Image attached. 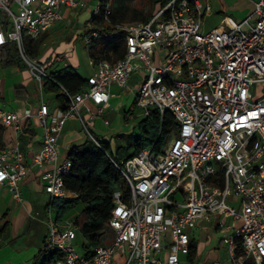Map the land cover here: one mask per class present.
Here are the masks:
<instances>
[{"label":"built area","instance_id":"built-area-1","mask_svg":"<svg viewBox=\"0 0 264 264\" xmlns=\"http://www.w3.org/2000/svg\"><path fill=\"white\" fill-rule=\"evenodd\" d=\"M85 2L0 0V57L5 59L7 48L15 44L40 93L21 113L0 99V126L12 127L15 135L11 145L0 146V185L22 202V182L35 170L50 198L70 196L63 177L72 162L60 155L59 135L66 120L78 119L99 144L80 110L87 100L107 105L111 85L132 94L128 119L148 117L156 109L161 117L169 113L176 127L160 150L151 144L113 160L128 192H113L104 231H110L108 242L91 245L86 237L80 253L74 243L80 229L73 219L52 217L49 204L48 233L34 264L51 256L50 264H188L201 219L214 221L222 231L226 264H264V0H253L252 12L242 20L209 30L202 28L208 4L156 0L148 19L117 25L122 55L90 58L93 71L87 85L73 93L27 54L25 38L37 39L63 18V9ZM101 8L109 20L111 4L102 7L100 0L92 17ZM98 35L88 22L86 45ZM47 81L59 85L66 108L51 109L43 96ZM135 109L141 111L135 114ZM30 119L36 120L42 137L26 160L20 133L22 122Z\"/></svg>","mask_w":264,"mask_h":264},{"label":"rangeland","instance_id":"rangeland-1","mask_svg":"<svg viewBox=\"0 0 264 264\" xmlns=\"http://www.w3.org/2000/svg\"><path fill=\"white\" fill-rule=\"evenodd\" d=\"M98 0H86L83 6H78L76 8H66L62 18L55 27L48 28L46 35L41 34L37 39L38 42H34L31 45V52L27 50L25 45V50L27 54L33 58H38L40 50L51 48L54 50L59 44H64L66 48L72 51L74 56H76L80 68L77 70L81 75L87 73L88 57L92 53L97 55L98 50L103 47L105 40L103 38L112 39L113 34L102 32L104 25H111L117 28L118 24L131 23L135 21H140L137 17L136 12L139 11L142 15H147L153 11L155 8V3L151 0H111L110 4L112 6L113 17L115 22L106 20L103 18V23H97L92 21V14L90 10L95 5ZM211 6V16L207 17L204 21L205 28L210 29L219 25L221 18L224 15H229L235 20H238V14L241 12H248L251 10L253 0H202ZM98 16V15H97ZM91 22L92 26L99 31V35L94 38V43L89 47L84 41V34L87 32V23ZM116 32V31H115ZM117 34L120 30H117ZM43 35V36H42ZM41 39V40H40ZM29 38H25V43H27ZM44 43L46 46H43ZM43 47V48H42ZM52 50V51H53ZM52 51L49 53L52 57L54 53ZM3 63V61H2ZM47 68V67H46ZM47 71H51L47 68ZM15 73V74H14ZM12 73L11 76H16L15 82L17 84L24 85L25 89L29 94L35 98L37 92V85L35 79L31 76L27 66L23 62L19 64L18 70ZM136 77V76H135ZM14 79V78H13ZM115 91V88H113ZM120 88L115 92H119ZM44 98L49 102H53V98L49 94L44 93ZM132 94H125L123 97L116 96L112 101L109 110H115L112 114V121L110 125H105L103 119L98 116L95 119L98 128H100L101 139L108 140L110 142L112 152H115V158L122 159L127 154L132 151V147H128V137L132 131H137V124L141 117L136 116L133 119H124V109L126 110L132 102ZM119 104V105H118ZM89 109L94 111V107L90 104ZM123 106V109H120ZM140 109H135L134 113L138 114ZM88 111L85 108L80 110L83 119L91 127L90 120L88 119ZM78 120H71L68 122L69 127L76 126ZM29 204L27 205H16L11 200L6 197V193H0V227L8 222V227L10 231L14 230L15 234L18 235L16 239L12 242V248L16 251L27 250L32 246H38L39 250H42L43 241L46 239L48 233V206H49V195L48 194H33L28 198ZM33 205L31 207L30 205ZM85 207V204L80 203L70 209L64 214L63 219L71 220L77 216L81 209ZM56 213L54 209L51 210V216L55 217ZM12 217L15 218L12 221ZM11 220V221H10ZM240 224V222H238ZM110 236V231L107 230L103 236V241L108 242ZM86 237L80 232H77V236L74 240L76 244V250L80 253H84L85 249L82 247L83 243H86ZM41 252V251H40ZM222 252V251H221ZM40 255V254H39Z\"/></svg>","mask_w":264,"mask_h":264},{"label":"trees","instance_id":"trees-1","mask_svg":"<svg viewBox=\"0 0 264 264\" xmlns=\"http://www.w3.org/2000/svg\"><path fill=\"white\" fill-rule=\"evenodd\" d=\"M102 7L105 3L111 0H100ZM156 2V0H151ZM112 7V6H111ZM152 14L142 15L139 11L136 12L140 20H146ZM109 20L115 22L113 11L108 14ZM104 11L101 8L98 16H94L92 21L103 23ZM115 27L104 25L102 32L113 34L114 38L105 40V44L95 55L92 53L91 58L98 60L103 57L117 58L122 55L123 44L121 41L122 31L117 34ZM116 31V32H115ZM33 40L29 39L26 44L27 50L31 52ZM92 45V44H91ZM6 65H19L21 59L18 55V50L15 44L7 48ZM112 53L113 56H110ZM40 61V60H39ZM43 63V61H40ZM44 64V63H43ZM51 76L63 87L70 92H76L87 85L86 79L79 76L74 67L71 65L63 66L59 69L51 71ZM44 92L53 93L56 104L62 109L67 107L65 97L59 85L47 81L43 86ZM30 97L28 91L22 87L15 88V98L25 100ZM126 119V118H125ZM30 120H24L21 125L22 135L27 139L36 133L31 126ZM88 125V123H87ZM176 124L173 117L169 113L160 116L158 110L151 111L148 117L142 118L138 122V130L136 134H128V147H132V151L126 156L135 155L140 149L154 144L156 150H160L168 140L170 133L175 129ZM92 135L97 139V136L89 127ZM85 140L80 144L72 145L67 157L71 160L72 166L70 172L63 177L65 187L73 194L66 197L50 198L49 204L54 209L57 219H63L64 214L68 209L83 203L85 207L80 213L74 217V224L78 226L80 232L87 237L91 245L101 243V237L105 231V225L111 217L114 207L113 192L116 188H121L126 194L128 186L118 168L113 163V160L119 162L112 152L110 144L107 140H98L97 144L85 131ZM37 174V178H38ZM196 253L195 240L191 244V249L188 254V259L193 260ZM53 257H45L42 264H50ZM246 264H254L252 261H247Z\"/></svg>","mask_w":264,"mask_h":264},{"label":"crops","instance_id":"crops-1","mask_svg":"<svg viewBox=\"0 0 264 264\" xmlns=\"http://www.w3.org/2000/svg\"><path fill=\"white\" fill-rule=\"evenodd\" d=\"M199 1L202 4H208V3H205L206 1L205 2H203L202 0H199ZM251 5H252V7H251L250 11L241 12L238 14V16H239L238 20L233 19L229 15H224L221 18L219 25L223 24L224 21L237 22V21L242 20L243 18H245L247 15H249L252 12L253 4H251ZM65 9H63L62 13L65 12ZM90 12H91V10H90ZM209 16H211V6L210 5H209L208 13H206L203 17L202 28L204 30H209V29L205 28L206 24L204 23L205 19ZM63 17L66 18V15H64ZM61 20L56 21L50 28L58 25L57 23L60 22ZM43 35L45 36L46 33H43ZM26 38H29V37H26ZM29 39H31V38H29ZM31 40H33L34 42H36V41L38 42V39H31ZM42 44H43V46H46L44 43H42ZM65 47H66V45H64L62 43V44H59L58 46H56L54 48V50L51 48L43 49L44 51L40 50V54H39V57L37 59L40 61H43L45 66L47 68H50L51 71H54V70L59 69L63 66H66V65H71L72 67H74V69L76 70V72L79 74L80 77L86 79L87 76L90 75L93 71V68H92L91 64L89 63L91 56L89 55V57H88L87 73L84 75H81L79 73V71L77 70V68L78 69L80 68V64H79L76 56H74L72 51L69 50L70 46H68V48H66L67 50H64ZM51 51H52V53H54V51H55V54H53L52 57H50L51 54L49 55V53ZM5 59H2L0 57V79H1L0 99H1V104H3L6 108L15 109L19 113H21L22 109L24 107H28L30 105H33L39 99L40 93H39V90L37 88L35 98H33V96L30 94V97H28L25 100L16 99L15 98V88L19 87V86L24 87V85L17 84V82H15L16 76H11V75H12V73L15 72V70H18L19 65H6ZM2 61H3V63H2ZM51 71H49V72H51ZM134 78L135 77H132L130 79V83H134ZM113 88H115V91H117V89L120 88V91L115 92V91H113ZM44 93L46 94L47 92H44ZM44 93H43V96H44ZM109 93H110V95H109V98L107 100V105H105L104 107H102L101 105H96V104L92 103L90 100L86 101V106L84 107L89 112L88 119L90 120L91 128H92L93 132L95 133V135L97 136V139H100V140H105V139L100 138V137H102V135L100 134L101 130H100V128H98L97 123L94 122L95 119L101 115V117L103 119V123L107 126L110 125V123L112 121V114L115 111V110H109V108L112 104V101L114 100V98L116 96L123 97L125 94H128L130 92L127 91V89L118 87L117 85H111L109 87ZM47 94L51 95V97L54 100L53 102H49L47 100L50 104L51 109H53L55 107H59L56 104V100L54 99V94L53 93H47ZM88 104L92 105L95 108L94 111H91L89 109ZM120 109H123V106H120L119 110ZM129 109H133V98H132V102L129 105V107L126 110L125 109L123 110L124 111V119L125 118L128 119L126 117V112ZM99 110H100V113L95 115V113H97ZM141 119H142V117H141ZM71 120H78V119L66 120L65 125H64V127H63V129L59 135V138H58L60 151H61V154H60L61 157H67V152L72 145L80 144V143L84 142V140H85L86 134L84 133V130L81 126L80 121L78 120V123L76 124V126L69 127L67 125H68V122ZM30 121L32 122L31 126L35 129L36 133L27 139H24L22 133H20L21 147H22V150L25 154L26 160L30 159V157H31V155L35 149H38V147L40 145V140L42 137V130L38 126L36 120L30 119ZM137 130H138V124H137ZM21 132H22V129H21ZM136 133H137V131L136 132L132 131L130 134H136ZM14 136H15L14 130L12 127L0 126V146L1 147L11 145L13 143ZM109 144H110V142H109ZM110 148H111V146H110ZM37 174H38V172L33 170L27 177L24 178L22 185H21L22 196H23L22 202H17L12 197V195L9 193L6 186H4V185H0V193L5 192L6 197L18 206H20V205H27L28 206V204H29L28 198H30V196H32L33 194H42V193L45 194L46 193L43 190L41 182L37 178ZM72 195L73 194L71 193L70 196H72ZM49 198H50V196H49ZM30 205H31V202H30ZM31 207H33V205H31ZM14 219L15 218L12 217V221ZM9 227H8V222H5L4 225H2L0 227V264H34L35 261L39 258V256H40L39 254H41V252H40L41 250H39V247L38 246H32L30 249H27V250L16 251L15 249L12 248V242L16 239V237L18 235L15 234L14 230L10 231ZM194 235H195V242H196V253H195L194 259L192 261L189 260L188 264H217L218 261H221L224 264H226L228 254H227L226 246L221 241L222 231L215 227L214 221L206 220V219L199 220V224H198L197 228L195 229ZM44 242H45V240L43 241V245H44Z\"/></svg>","mask_w":264,"mask_h":264}]
</instances>
